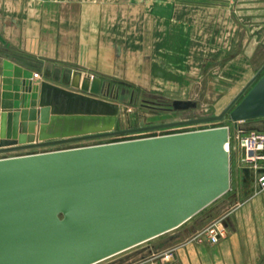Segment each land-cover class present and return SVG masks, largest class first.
Returning a JSON list of instances; mask_svg holds the SVG:
<instances>
[{"label": "water", "instance_id": "obj_1", "mask_svg": "<svg viewBox=\"0 0 264 264\" xmlns=\"http://www.w3.org/2000/svg\"><path fill=\"white\" fill-rule=\"evenodd\" d=\"M263 70L264 62L217 115L97 134L39 133L41 141L35 142L14 130L4 137L7 119L10 131L18 127L20 116L28 133L36 123L32 112L39 128L48 120L42 113L45 107L27 106L33 72L5 59L0 153L218 120ZM78 76L71 80L72 87L99 92L98 78L80 81ZM20 90L26 92L23 104ZM68 92L64 93L75 95ZM260 103H264L263 77L230 110V120L255 116L262 112ZM20 105L25 109L19 111ZM171 105L184 109L195 102L174 99ZM55 136L61 137L43 140ZM228 139L225 124L0 157V264H94L180 226L229 189ZM242 172L244 179H254L248 167Z\"/></svg>", "mask_w": 264, "mask_h": 264}, {"label": "crops", "instance_id": "obj_2", "mask_svg": "<svg viewBox=\"0 0 264 264\" xmlns=\"http://www.w3.org/2000/svg\"><path fill=\"white\" fill-rule=\"evenodd\" d=\"M5 59L67 86L76 74L80 81L96 77L97 95L109 83L130 99L203 93L215 99L217 115L264 62V0H0V90ZM261 77L264 70L230 110ZM258 107L262 112L237 122L229 110L230 133L236 127L264 132V103ZM233 152L240 156L238 148ZM242 180L251 194L225 217L227 234L218 242L189 236L198 229L189 222L103 264L153 256L162 264L259 262L264 188L244 174Z\"/></svg>", "mask_w": 264, "mask_h": 264}, {"label": "rangeland", "instance_id": "obj_3", "mask_svg": "<svg viewBox=\"0 0 264 264\" xmlns=\"http://www.w3.org/2000/svg\"><path fill=\"white\" fill-rule=\"evenodd\" d=\"M30 71L33 72L32 70ZM44 82L46 83V85L42 86V83ZM65 90L69 91L68 93L75 95L72 96L64 93ZM22 93L26 92H23L22 90L19 91V94L21 95L19 99L21 104H23V101L25 100V98L23 99ZM76 94L82 95L83 98L75 97ZM28 96V108L41 109L42 107H45L44 110L42 109L44 111L42 113L48 118L47 122H45L46 126L44 128H39L40 122L37 121L35 112L34 114L32 112L31 116H34L33 119L36 122L33 132H27V130L25 129L26 127H23L19 116V123L17 124L18 127H15L14 129L13 127H10V131L5 129L4 137H6L7 133H10L14 130L15 134L23 136V139L33 138V141L38 142L41 141L38 136L39 133L52 134L57 132L60 133L63 131H70L72 132V135L97 134L215 115L213 114V103L215 99H213V96H204L203 93L193 95L190 99H187L195 102V106H190L184 109H174L171 105L172 100L163 97H157L153 99L147 98L145 100H141V98L136 95L130 99L128 98L126 93L124 94V92H119L117 90L116 84L109 83V88L107 90H105L104 92H100L98 95L95 94L93 95V97L89 92L83 91L80 88L75 89L71 85L67 86L62 85L61 83L49 81L48 79L44 78V76L43 78H41V76H37L34 72L32 78V90L30 93L28 92ZM89 97L96 98L97 100L93 101L92 99H89ZM22 109L25 108L23 105H20L19 111H21ZM15 110L16 109L14 107L9 109L11 113ZM226 114L223 118L218 120L173 125L138 132L108 134L105 136H98L84 140L10 151L5 155L9 156L25 154L30 152L75 147L88 144L158 135L163 133L209 128L225 124L228 125L229 121H227L228 119H226L225 117ZM6 126H8V124H6ZM232 129L233 128H231V133L233 132ZM60 137L61 136L48 137L43 140H52ZM229 158V189L180 225L185 226L189 222H195V224H197V231L193 234H189V236L199 237L208 242L207 238L202 234L203 230L215 221H217L218 223H223V220L231 212V210L242 203L245 198H247V196L251 194L252 188L250 186H244V182L242 180L243 172L241 170L242 163L240 161V156H236L232 149L229 151ZM169 232H171V230L158 236H164ZM199 234L200 236H197ZM158 236L154 238H158ZM154 238L130 247L94 264H103L111 260H115L118 257L122 256L124 253H127L141 246L142 244L149 242L150 240H154ZM255 264H264V257L259 262H255Z\"/></svg>", "mask_w": 264, "mask_h": 264}, {"label": "built area", "instance_id": "obj_4", "mask_svg": "<svg viewBox=\"0 0 264 264\" xmlns=\"http://www.w3.org/2000/svg\"><path fill=\"white\" fill-rule=\"evenodd\" d=\"M226 148L228 151L238 148L242 166L252 170L256 185L259 189L264 188V132L255 129L245 130L241 127H236L234 132L230 133L229 131V139L226 143ZM6 153L7 152H1L0 157L8 156L5 155ZM202 234L207 238L208 242L216 243L225 236L226 231L222 222L218 223L215 221L208 225L203 230ZM197 236H200V234ZM158 258V256H153L149 260L132 264H162L159 262Z\"/></svg>", "mask_w": 264, "mask_h": 264}]
</instances>
